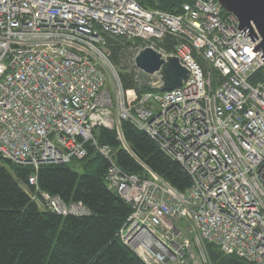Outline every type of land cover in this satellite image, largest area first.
<instances>
[{"label": "built area", "instance_id": "obj_1", "mask_svg": "<svg viewBox=\"0 0 264 264\" xmlns=\"http://www.w3.org/2000/svg\"><path fill=\"white\" fill-rule=\"evenodd\" d=\"M166 35L176 40L170 50ZM107 36L177 57L186 79L170 91L125 89ZM260 40L217 0L183 3L176 14L137 0H0V157L33 169L29 188L41 165L80 161L92 147L108 162L107 188L131 208L117 236L146 264H212L207 243L264 264ZM121 120L178 162L189 186L177 190L141 162L146 178L122 171L115 148L94 136L114 130L131 153ZM33 193L54 213L89 214L80 201Z\"/></svg>", "mask_w": 264, "mask_h": 264}, {"label": "trees", "instance_id": "obj_2", "mask_svg": "<svg viewBox=\"0 0 264 264\" xmlns=\"http://www.w3.org/2000/svg\"><path fill=\"white\" fill-rule=\"evenodd\" d=\"M191 1L137 0L145 9L172 14ZM107 41L112 61L119 64L125 40L107 36ZM174 43L176 40L166 35L161 45L170 50ZM120 78L125 89L133 88L138 95L159 91L145 83L138 85L132 72L124 71ZM119 125L131 153L123 149L114 130L99 127L94 136L99 144L115 148L116 163L122 171L146 178L148 172L141 162L177 190L189 186L188 174L148 134L128 121L121 120ZM88 148L87 157L80 161L45 164L36 170L40 190L57 194L67 203L80 201L89 210V214L80 216H61L40 208L41 204L27 192V177L33 169L0 157V264H145L117 236L131 208L107 188L108 162ZM206 249L212 264H251L223 254L211 243Z\"/></svg>", "mask_w": 264, "mask_h": 264}, {"label": "water", "instance_id": "obj_3", "mask_svg": "<svg viewBox=\"0 0 264 264\" xmlns=\"http://www.w3.org/2000/svg\"><path fill=\"white\" fill-rule=\"evenodd\" d=\"M226 13L233 14L238 28L254 25L264 58V0H217ZM134 65L145 74H155L159 78V91H170L179 87L186 79L188 71L175 56L161 57L155 49L143 47L134 57Z\"/></svg>", "mask_w": 264, "mask_h": 264}, {"label": "rangeland", "instance_id": "obj_4", "mask_svg": "<svg viewBox=\"0 0 264 264\" xmlns=\"http://www.w3.org/2000/svg\"><path fill=\"white\" fill-rule=\"evenodd\" d=\"M122 44H123V46H121L122 47L121 48L122 57L120 59V63L119 64L114 63L112 61L111 57H110V60L116 66L118 74L121 75V73L124 72V71L132 72L134 74L135 81H136V83L138 85H140L142 83H145L148 86H151L152 83H156L158 81L157 77H155L153 75L150 76L149 74L143 73L141 70H139L134 65V57H135L136 53L139 51L140 48L144 47L145 44L143 42H141V41L132 42V41H129V40L128 41L125 40V42H123ZM122 145H124V144L121 143V146ZM123 149H125L124 146H123ZM27 180H28V177H27ZM29 185H30V188H28L29 191H27V192H29L28 193L29 196H30L31 191L34 192L32 195H35V196L40 195V188L38 187V184L37 185L36 184H33V185L29 184ZM47 193L50 194V195H55V194H51L49 192H47ZM30 198L33 199V197H31V196H30ZM41 207H43V206H40V208ZM55 214H57V213H55ZM57 215H60V214H57ZM67 215H72V214H67ZM61 216H66V215H61ZM75 216H77V215H75Z\"/></svg>", "mask_w": 264, "mask_h": 264}, {"label": "bare ground", "instance_id": "obj_5", "mask_svg": "<svg viewBox=\"0 0 264 264\" xmlns=\"http://www.w3.org/2000/svg\"><path fill=\"white\" fill-rule=\"evenodd\" d=\"M220 5V4H219ZM221 6V5H220ZM222 8V7H221ZM25 166H27V165H25Z\"/></svg>", "mask_w": 264, "mask_h": 264}]
</instances>
